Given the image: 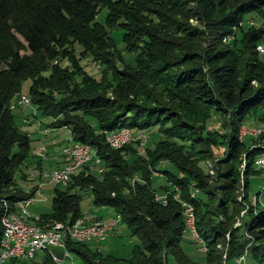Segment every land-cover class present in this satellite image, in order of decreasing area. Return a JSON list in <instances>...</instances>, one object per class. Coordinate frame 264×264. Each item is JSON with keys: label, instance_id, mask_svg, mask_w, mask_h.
Instances as JSON below:
<instances>
[{"label": "trees", "instance_id": "trees-1", "mask_svg": "<svg viewBox=\"0 0 264 264\" xmlns=\"http://www.w3.org/2000/svg\"><path fill=\"white\" fill-rule=\"evenodd\" d=\"M101 8L102 25L95 22ZM252 15L264 19V0H0V217L36 194V186L23 191L15 182L31 140L10 109L29 80L32 105L99 159L56 186L51 210L34 224L46 229L84 219L79 192L88 189L93 205L119 214V226L136 239L130 256L120 258L66 237V250L81 264H237L243 254L244 264H264V207L254 208L249 198L262 150L251 147L253 138L238 139L250 117L264 127V55L255 46L264 24H243ZM106 27L122 31L126 49L139 50L133 66H111L114 43ZM73 43L110 77L75 82L56 62H72ZM216 116L222 130L209 131ZM122 128L133 135L155 129L159 139L143 154L139 139L110 147L102 131ZM163 162L177 171H163L159 192L168 193L166 204L155 199L151 184ZM176 194L193 205L195 230L206 247L201 259L181 248L185 223ZM1 234L0 224V240ZM28 262L55 264L46 251L39 262Z\"/></svg>", "mask_w": 264, "mask_h": 264}, {"label": "rangeland", "instance_id": "rangeland-1", "mask_svg": "<svg viewBox=\"0 0 264 264\" xmlns=\"http://www.w3.org/2000/svg\"><path fill=\"white\" fill-rule=\"evenodd\" d=\"M98 12L95 15V22L100 23L101 25L105 23V15H106V9L101 8L97 10ZM253 16V17H252ZM250 16L251 18H247V20L243 21V24L247 23L248 21H251L252 25H263L264 19H261L260 17H256L254 15ZM245 22V23H244ZM107 28L109 37L112 38L114 46L109 45V49L112 53V56L110 58L111 66L114 69H121L125 65H134L135 57L138 55L139 50L136 51H130L125 48V45L122 41V31L118 30L117 28ZM19 40L23 43V41L19 38ZM229 40V39H228ZM69 48H71L72 52V62L69 61L67 58L64 60L61 59L59 61H56L60 67H66L67 70H69L71 73L75 75V82L80 83L81 77L85 76L88 78H94L95 80H98L101 76L103 77H110L109 73H112L111 71H106L103 67V65L97 60V58L92 57L83 47H81L78 44H74L72 46L69 45ZM70 50V51H71ZM117 52H116V51ZM111 79V78H110ZM112 81V80H110ZM30 84L29 80H26L23 82L22 90L21 92L13 99L10 109L12 110L14 114V120L17 127H19L22 131H26L28 133V136L31 140V150L29 153V157L20 165L18 168L15 169V182L16 185L19 186L23 191H29L34 185H37L39 182V179L37 177L33 178V174L36 173V167L38 161H40L44 155H45V148H40V144H44L43 146H47L46 148H49L51 143H54V147L57 149L56 151H62L63 147L67 144V142L70 140V133L67 127H55V129H52L46 136H41L37 134L38 131L45 130V128H53L52 123L54 122V118H51L50 116H45L40 111L37 110V108L32 105L31 99L28 95L27 88ZM110 91V90H108ZM27 98V101L22 102V96H25ZM66 93L62 94H55L56 98L65 97ZM108 95L111 96V94L108 92ZM221 117L216 116L212 120H210L207 124V129L209 131H221ZM256 117H250L247 119L244 123H242L240 126H249V127H262L258 126L256 122ZM239 127V129L241 128ZM37 131V132H36ZM155 129L149 130V131H143L140 133L134 134V137H138L139 139V147H140V154L144 153L145 148L148 146H152L156 140L159 139V135L155 133ZM133 134V133H132ZM103 135V134H102ZM249 139H252L249 136H246L243 138L244 142L247 143ZM242 140V141H243ZM256 140V139H255ZM39 142V143H38ZM251 143H255L254 139L251 141ZM257 144H254L253 147L258 145L259 142H256ZM215 152H219L218 149H213ZM38 153H40L38 155ZM48 153V152H47ZM49 154V153H48ZM207 165L210 166V163L208 162ZM34 167V168H33ZM53 168L48 167L44 170L39 171H45L48 172L52 170ZM35 170V171H34ZM168 170L171 171L173 174L177 173V171L174 169V167L168 163H161L158 169L153 170L152 173V188L155 189V195L158 197L160 196H166L168 193H161L159 192V187L162 186V184H166L164 182L165 176L163 175V171ZM260 171L259 174H256L254 177L250 179V192H249V198L250 203L254 208H258L259 204L256 199H254L255 196L258 195V192L261 191V187H264V172ZM210 173H212L210 171ZM23 174V177L21 175ZM31 174V175H29ZM30 176L33 178H30ZM55 185L50 186H42V188L39 189V193L35 194V197L32 199V203L28 207L27 211L28 214L31 215V218L38 217L40 214L47 213L51 210V200L52 197H54V189ZM191 194H193V197L196 196L197 190L193 187H191L190 190ZM80 194V201H79V208L84 213V216H87V214H95L97 218V221L102 222H108L110 219L105 220L112 216L114 217L113 210L109 208H99L95 207L92 203L93 197L91 192L87 189L82 192H79ZM263 196L261 197V199ZM243 214V213H242ZM101 218V219H100ZM84 220V219H83ZM86 220V219H85ZM92 220V219H91ZM90 221V220H86ZM119 233H116L117 235L113 237H109L105 241L96 242V240H92L91 245L94 248H97L103 253L106 254H113L120 258H128L131 254L132 248L136 242V239L132 237L125 229H121L117 231ZM197 244L188 236L186 232L183 233L181 237V248L182 250L190 257L194 259H201L203 254H201L197 250ZM44 253V252H43ZM42 252H38L35 256L37 259L34 262H39V259H41V256H43ZM71 262L67 264H81L79 262L80 260L77 258V256L70 254ZM168 264H173L172 260H168ZM4 264H30L28 261L24 260H17L16 262L7 261Z\"/></svg>", "mask_w": 264, "mask_h": 264}, {"label": "built area", "instance_id": "built-area-1", "mask_svg": "<svg viewBox=\"0 0 264 264\" xmlns=\"http://www.w3.org/2000/svg\"><path fill=\"white\" fill-rule=\"evenodd\" d=\"M247 24L251 26V21H248ZM262 51H264V36L261 38L260 42L257 44ZM26 102V95L22 96V102ZM247 133H256V131L242 127V132L240 133V138H245ZM102 134H108L112 141L116 144H120L121 140H126L130 138L131 131L126 130H112V131H102ZM264 133H257L261 136ZM260 143H264V137L260 139ZM86 148V144H81L77 142L68 141L66 146L62 149V165L59 167V171L56 173L50 174V180H45L44 183H38L36 185V192L39 193V189L45 185H57L68 183L71 173H67V165L74 164L77 160H88L95 159V165L99 164V159L95 158L93 154L91 157H83V150ZM43 149V148H42ZM255 164H263L264 166V154H259L255 157ZM95 169H102L96 167ZM43 171H39V174L33 175H43ZM263 189V187H261ZM157 198L161 200V203H166V196H160ZM34 198V197H33ZM26 199L17 203L16 208L20 211H26L32 203V199ZM176 199L182 207V214L185 219V232L188 236L196 242L198 245L197 250L200 253H204V244L201 239L194 237V232L192 230L191 221H189V213L193 212L189 207H185L182 204V200L178 195L173 197ZM262 205L264 206V198L262 200ZM96 219V218H93ZM97 221V219H96ZM6 225V235L5 242L0 244V264H4L8 260H2V253L5 251H14L15 253H21L23 259L32 260L35 258L37 252H45L49 255L51 260L55 264H67L71 262L69 252L65 248V238L69 237H81L87 239H96V242H101L107 240L114 233L115 229L119 225L120 220L118 218H110V225L104 226V228L88 229L79 228V230H71V222L67 228H58L56 227H46L45 237H38V230L27 231L26 226L17 222V220L4 219ZM72 223H77V219ZM243 257V264L245 263V255Z\"/></svg>", "mask_w": 264, "mask_h": 264}, {"label": "bare ground", "instance_id": "bare-ground-1", "mask_svg": "<svg viewBox=\"0 0 264 264\" xmlns=\"http://www.w3.org/2000/svg\"><path fill=\"white\" fill-rule=\"evenodd\" d=\"M230 39V37L227 38V40ZM256 46V51L258 52V54L260 55H264V51H262L260 49V47ZM241 127V126H240ZM245 128L251 129L256 131V133H247L246 136H249L253 139H258L260 138L259 135H257V133H264V127H249V126H245ZM128 128H122L120 130H126ZM242 132V127L239 129L238 132V139H239V135ZM104 135V139L105 142L112 148H120L121 146L130 143L133 139H137L136 137L133 136L132 132L130 135V138H126V140H121L120 144H116L115 142L112 141V138H110L108 136V134H103ZM140 139V138H139ZM243 138H240L239 141H242ZM256 144V142H255ZM254 146V144H253ZM252 147V146H251ZM255 147H258L262 150V152L260 154H264V143H258V145H256ZM93 154H95V152H93L91 150V148L86 145V148L83 150V157H91ZM259 155V154H258ZM256 155V157L258 156ZM95 158H97V156L95 155ZM94 164L95 166V159H88V160H77L74 164H68L67 165V173H71L74 174L78 169L86 166V165H92ZM254 167L263 171L264 172V166L263 164H255V159H254ZM58 168H53L52 170L45 172L43 171V175H33V177H37L39 179L38 183H44L45 180H50V174L52 173H56L58 170ZM92 169V168H91ZM95 169V168H94ZM102 169H95V171L97 173H100ZM35 174H39V170L36 171ZM67 183H63V184H57L56 186H65ZM191 196H193V194H191ZM263 196L264 198V187L263 189H261L260 194L257 197H254V199H256L255 201H257L258 204H260V206L264 207L262 205V200L261 197ZM155 199L158 201H161L159 198H157L155 196ZM161 203V202H160ZM166 204V203H163ZM182 204L185 207H189V209H192L193 212L189 213V221H191L192 224V230L194 232V237H198L196 230H195V226H194V208L193 205L188 203L187 201L182 199ZM181 206V205H180ZM28 213H26V211H20V210H16V211H9V210H5L3 212V214L0 217V224L2 227V236H1V240H0V244L5 242V235H6V225L4 222V219H10L11 220H17L18 223L23 224V226H26L27 231H34V230H38V237H45V230L46 229H42L41 227H39L37 224L35 223V220L37 219V217L31 218ZM113 218H118V220H120V215L119 214H115ZM184 223H185V219H184ZM106 225H110V221L108 222H102V221H96V219H92L89 222L86 221L85 219L83 220V218H78L77 219V223H71V230H79V228H88V229H96V228H104V226ZM58 227V228H67L69 227V223H62V222H57L55 223L52 227ZM199 238V237H198ZM69 239L75 241V242H90L92 240H96V239H87L85 240V238H81V237H69ZM206 251V247L204 245V252ZM11 259H21L24 261H29V259H23V255L21 253H15L14 251H5V253H2V260H8L10 261ZM237 264H243V257L240 256L237 260H236Z\"/></svg>", "mask_w": 264, "mask_h": 264}, {"label": "crops", "instance_id": "crops-1", "mask_svg": "<svg viewBox=\"0 0 264 264\" xmlns=\"http://www.w3.org/2000/svg\"><path fill=\"white\" fill-rule=\"evenodd\" d=\"M52 129H55V128H45V130H42V131H36L37 132V134H39V135H41V136H46V134H48ZM39 143V142H38ZM44 145V144H43ZM42 144H40L39 145V147L40 148H45V155L43 156V157H41L42 159L40 160V161H38V163H37V166H34V167H36V170H44V169H46V168H48V167H51V168H58V167H61V165H62V151H61V153H60V151H56L57 149L54 147V143H51V145H50V147L49 148H46L47 146L45 145V146H43ZM66 146V145H65ZM49 154H48V153ZM40 153H38V155H39ZM33 167V168H34ZM35 171V170H34ZM29 175H31V174H29ZM30 178H32L31 176H30ZM34 178V177H33ZM32 178V179H33ZM35 179V178H34ZM34 186H36V185H34ZM45 186H47V185H45ZM48 186H50V185H48ZM90 214H87V216H85L84 217V219H86V220H91V219H93V218H96L97 219V217H95L96 215L95 214H92L91 212H89ZM110 218H112V216L111 217H109V218H107V219H105V220H108V219H110ZM101 219V218H100ZM122 228H121V226H117V228L115 229V231H114V233H112V235H111V237H113V236H115V235H117L116 233H119V232H117V231H119V230H121ZM38 253V252H37ZM37 253H36V255L35 256H38L37 255ZM43 253V252H42ZM44 254V253H43ZM41 258H42V256H41ZM37 258L35 257L34 258V261L36 260ZM41 259H39V261H40Z\"/></svg>", "mask_w": 264, "mask_h": 264}]
</instances>
